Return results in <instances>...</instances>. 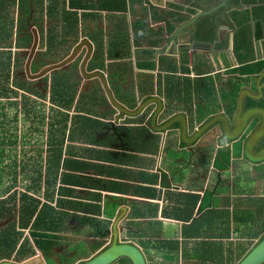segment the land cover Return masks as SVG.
I'll return each mask as SVG.
<instances>
[{"label":"crops","instance_id":"1","mask_svg":"<svg viewBox=\"0 0 264 264\" xmlns=\"http://www.w3.org/2000/svg\"><path fill=\"white\" fill-rule=\"evenodd\" d=\"M29 1L32 10L33 6L40 7V50L64 56L75 44L83 42L76 51L85 53L82 73L88 75L92 86L96 83L105 87L104 80L96 72L99 70L108 78L105 80L108 89L119 78L129 93L139 86L147 90L152 86V80L160 77L166 85L158 88L163 98L185 92L178 87L181 67L170 69L174 65L180 66V59L155 55L152 49L163 43L165 33L170 34L173 30L170 16L178 22L186 21L203 10L206 5L202 0H194L187 9L177 4L183 0H174L177 3L102 0L100 5L107 7L99 6L100 0ZM72 1L74 5H70ZM122 3L124 9L111 6L122 7ZM227 5L231 18L244 10L252 13L251 29H245L244 25L233 26L231 20L233 28L244 35V43L251 42L252 51L243 50L245 54L239 55L238 60H233L230 52L215 59L205 57V62L198 55L202 62L196 63L194 69L204 74L211 72L221 83L217 90L212 87L201 92L203 103L209 100L218 106L216 101L209 99L212 94L226 100L222 109L220 106L218 109L234 112L235 86L224 88L222 84L229 82L228 72L237 75V67L251 60L264 59V0H227ZM16 20H13L14 27H17ZM33 34L32 49H36L38 31ZM1 46L0 73L10 74L17 57L13 64L12 53L8 48L1 52ZM29 55L31 58L33 51ZM164 58L169 59L167 63ZM36 73L26 72L30 79L40 78V71ZM248 78L252 81L249 91L257 93L256 76L254 80L251 76ZM30 79L23 78V83L15 86L14 81L11 82L9 93L16 87L40 95V90L34 91L28 85V80L36 81ZM239 80H234L236 86ZM98 86L93 87L99 89ZM22 98L28 104L29 98L25 95ZM124 103L128 106L125 109L135 110L133 98ZM190 109L187 104L176 112L187 116ZM124 118L118 137V142L122 143L119 149L115 148L117 140L93 134L95 130L86 138L84 121L76 119L73 137L65 140L69 153L64 151L55 158L53 168L57 185L47 201L29 195L21 197L19 203L18 198L16 203L0 201V262L80 264L109 246L116 233L118 243H131L139 248L146 264H237L248 251L246 245L263 235L264 193L255 191L258 185L252 178L256 172V177L264 184L263 163L252 166L243 160L233 161L232 153L221 151L223 148L218 155V143L212 140L204 145L207 136L195 143L192 154L183 152L185 159L181 161L182 155H175L173 150L175 140L166 138L165 131H150L151 121L150 127L144 125L139 130L133 123L134 116L125 115ZM162 120V117L158 118L155 125L162 126ZM171 134L180 141V130ZM187 136L190 134L186 137L184 134L185 140ZM180 146L185 144L181 142ZM92 152L94 154H90ZM220 157L228 165L225 166ZM62 170L60 179L57 175ZM70 176H75L78 182L66 181ZM85 231H89L90 236ZM69 236L89 239L91 244L98 245L89 256L71 262L73 254L68 256L65 251L70 252L72 243L68 244L67 250L60 248ZM117 261L132 264L124 257Z\"/></svg>","mask_w":264,"mask_h":264},{"label":"flooded vegetation","instance_id":"2","mask_svg":"<svg viewBox=\"0 0 264 264\" xmlns=\"http://www.w3.org/2000/svg\"><path fill=\"white\" fill-rule=\"evenodd\" d=\"M28 18L29 17H27L26 19L28 20ZM20 20L22 21L23 18L20 17ZM15 22L18 25V19ZM22 22L24 23V21ZM33 27H36V25L32 26V29H34ZM153 29H157V27ZM34 31L35 30H33L31 34L29 33L30 36L33 38L32 44L35 42V36L33 34ZM234 31H236L235 34ZM238 31L239 30L237 28H233L230 23L223 22L221 20L220 22H200L193 25L191 31L187 32L188 37L183 38V41L186 39L190 43L188 46H184V52L179 55L180 57L178 55H170V57H177L180 59V66L174 65V68L170 69L176 70L177 68L181 67L180 73L182 74V76L180 77L181 82L178 83V87H182L185 92L181 94L174 93L171 96H167L165 98H163L162 95L158 92V88H160L161 86H166L163 83V80L160 79V77H158L156 81L152 80V86L147 88V90H145L142 86H139L136 87L133 93H129L128 90L124 88L125 85H122V82L119 81V78L112 82L109 89L107 87H99L96 83H94L93 86H98L99 89L93 87L92 83L88 78V75L82 73L86 60L85 53H78V51H76L77 47H79V44L84 45L81 41L75 44L71 48V50H69L64 56H61L59 53L56 56H53L50 53L48 54L46 49V52L40 50V62H35L37 59L35 52L37 50L32 49V46L30 51L31 53L33 51V55L31 58L30 55H28L26 58L25 67L23 70L25 75L23 76L25 79H30L26 74L27 70H29L31 74H35V66L40 63V78H34L30 80H40V118L42 119L43 125L47 124L48 126L49 124H52L53 126V132H49V130H47L46 132L42 131V135L45 133V139H47V141L44 142V145L52 147L54 149L53 156L57 157L61 155L62 153L61 149H59V141L60 139L66 140L68 138L73 137L74 128H76L77 126L76 119L79 118L84 121L87 133H85L86 135H84L86 136V138H89V133L91 134V132L95 130V132H92L93 134L103 135L108 140H117L118 145L114 146L115 148L119 149L122 146V143L118 142V137H120V132L126 119L124 118L125 114L124 112H122L123 109L121 108H127L128 106L124 103V101L130 100L131 98H133L136 103V107L134 110L136 115H134L133 123L136 126L135 128L139 130H141L144 125L149 126V121H151L153 115L156 114L159 110L160 106L157 102L159 100L162 102L163 107L172 105L179 108L181 106L189 104L190 107L194 109V111L200 112L201 109L204 108L203 106L206 104L203 103V100L201 98V92L206 89L211 90L212 87L214 90H217V88L221 87V83L220 80L214 74H211V72L204 74L194 69L196 63H198L199 61L202 62V60L198 58V55H200L201 58L203 57V61L205 62V57L215 59L218 55L222 54L223 51L230 52L229 49H231V53L234 56L232 58L233 60H236L240 55L236 53V50L243 51L242 49H240V47L236 46V44H243L244 42V36H242V34H239ZM30 36L28 35V38L20 37L18 38V42L27 43ZM218 39H221L223 41L219 42L217 41ZM18 42H15L14 45H18L19 48L20 44H18ZM38 44H40L39 35L37 45ZM171 51L172 50L170 48L169 53ZM243 52L242 54H244ZM165 56L169 55L165 54ZM167 60L169 59H166L164 62L167 63ZM15 61L16 58H13V64ZM251 61L252 62L249 63H256L254 60ZM169 66H171V64H169ZM241 67L242 66L237 67L238 71L236 68V71L238 73L237 75L236 73L231 74L228 72L227 76L229 82H225L222 84L224 88H226V86L229 87L232 84L235 86L233 100L234 104L236 105V109L238 93L242 89H239V86L241 85L236 86L237 80L236 82L234 80L238 78L243 81H249L248 76L253 77V80L255 79L254 76H256L257 80L259 74L262 72L260 71L258 74L246 72L242 73ZM153 69L156 68L153 67ZM96 72L102 74L105 80H108L107 76H105L102 72H100L99 70H97ZM99 77L101 76L99 75ZM9 79L10 81L13 80V78H10L9 72L0 73V96L9 97L8 95L10 93L8 91V87L12 86V84L8 85ZM262 79L260 82L264 86ZM256 80H254V85ZM243 86H246V84H244ZM251 94L257 95V93L255 92ZM208 97L211 101H216V103L218 104V106H220L221 109L226 103V100H220L218 96L214 97L211 94ZM250 99L254 101V105H248ZM8 104L13 105L15 103L6 102L5 104H1L0 115H5V112H2L3 106ZM244 104L245 109H248L250 107L264 108V89L263 96L259 99H252L245 95ZM220 108L218 110L221 111ZM24 109L25 112L28 114L27 104L25 100ZM223 112L228 114L234 113L235 111ZM258 121V118L254 119V121L250 124L240 141L244 140L247 133L252 131L258 125ZM98 125L102 128L98 129L96 127ZM61 126H67L68 131L63 132V135L61 134V136H59L60 132L55 133V130L60 131ZM55 127L56 129H54ZM152 130L154 129L150 127V131ZM174 131L175 130H168L164 132L166 133V138H172L174 140H177L178 138H173L174 135L171 134ZM51 139H53L52 145L48 144ZM236 145L237 144H235L232 152V157L234 159L233 161L237 160L239 162L240 160H243L252 166L260 164H251L244 156H242V154L236 155ZM263 146L264 136L254 147L255 151H258ZM45 153L47 154V151H45ZM8 173L9 171H6L5 174L2 175L4 179V187L6 188L4 190L6 191L2 194L0 190V201L6 200L7 202L11 203V201L15 202V200H17V196L14 197V194H16V192L13 193V182L11 180H8V178L11 179L10 177H12V172H10L11 176H9ZM2 176L0 175V182L2 180ZM22 192L24 194H20V192L17 191V194H20V198L28 197V192H24L23 190Z\"/></svg>","mask_w":264,"mask_h":264},{"label":"water","instance_id":"3","mask_svg":"<svg viewBox=\"0 0 264 264\" xmlns=\"http://www.w3.org/2000/svg\"><path fill=\"white\" fill-rule=\"evenodd\" d=\"M167 2H174V0H166ZM184 2H179L180 6H184L186 9L190 7L194 0H183ZM203 10L196 12L190 19L178 22L172 19L173 30H170V34L165 33L164 41L162 44H158L157 47L152 49L153 54L163 55L168 54L179 56L184 52V46H188L190 43L186 39L183 41L184 37H188L189 31H191L192 26L197 23L204 22H220L224 19H228V9L227 0H202ZM212 1V2H211ZM213 5V6H207ZM193 7V6H192ZM191 7V8H192ZM186 15V13H182ZM236 31H234V34ZM217 41L222 42L223 40L218 39ZM171 44H170V43ZM157 48V49H156ZM171 48V52L169 50ZM230 55L234 57L229 49ZM258 52V51H257ZM227 51H223L222 54L227 56ZM257 54V53H256ZM259 56V55H258ZM93 75V74H92ZM104 80L103 84L106 87V81L102 74H99ZM264 76V69L259 74L257 80L255 81V87L257 90V95L251 94L249 91L251 87V81L239 80V89H242L238 93L237 97V109L234 113H224L218 110L217 106L213 105L208 101L201 109V111L196 112L193 108L188 111V115L181 112H176L178 107L168 105L163 107L162 102L157 101L159 104V110L151 118V128L157 132L163 133V131L168 130H180V141L179 138L175 140L174 152L175 155H182L181 161L185 158L183 157V152L193 153V146L201 138L206 137L204 140V145L213 140L214 143H218L220 148L217 150L219 155L220 149L223 151L233 152V148L236 145L239 148L240 154L244 156L251 164L264 163V146L255 151V146L258 144L260 139L264 136V108L263 107H250L245 109L244 106V96H248L252 99H259L263 96V84H261V79ZM246 84V86H243ZM246 87V88H243ZM122 107V106H121ZM122 112L128 117H133L136 115L134 111H130L122 107ZM215 111L212 113V111ZM162 117V126L157 127L155 125L158 118ZM258 118V125L250 132L247 133L244 140L240 141L250 124ZM186 135L187 140L184 139ZM185 144L184 147L180 146V143ZM207 147V146H205ZM221 159V157H220ZM222 160V159H221ZM223 161V160H222ZM224 162V161H223ZM224 165L226 162H224ZM228 167V166H227ZM128 258L132 264H146L145 258L142 252L131 243H118L117 234L114 233V238L112 243L102 249L100 252L93 255L91 258L82 261L80 264H113L120 258ZM0 264H18L12 261H1ZM237 264H264V234L257 240V242L242 256V258L237 262Z\"/></svg>","mask_w":264,"mask_h":264},{"label":"rangeland","instance_id":"4","mask_svg":"<svg viewBox=\"0 0 264 264\" xmlns=\"http://www.w3.org/2000/svg\"><path fill=\"white\" fill-rule=\"evenodd\" d=\"M9 11V17L18 19L19 22L17 27H14L11 36L3 42V44L8 45H2L4 46L2 47V50H6L3 48H10L8 50L12 53L13 58L17 57L15 67L11 68L10 72V78H13V80L10 81L9 79L8 82V85H10V83L14 81L15 86L16 84L23 83V75H25L23 72L25 61L27 56L30 54V48L32 47L33 38L30 36V34L33 30H36L38 31V35L40 37V22L42 18H40V7L33 6L32 10L31 1L29 0H26L24 3H22L20 7L18 5H15L14 8L10 7ZM20 17L23 18L22 21H24L25 25L20 20ZM27 17H29L28 20L26 19ZM35 25L36 27H33L34 29H32V26ZM28 35L30 36V38L27 43H21V45H19V48L18 45H14L15 42L19 41L18 38H28ZM18 44L20 43L18 42ZM36 50L37 51L35 53L37 59L35 62H40V44L36 46ZM49 53L53 56L57 55V53L54 51ZM34 71H40V63L35 66ZM27 83L28 85L33 87L31 89H34V91L40 90V80H28ZM23 95L29 98L27 104V108L29 109L28 114L24 109V100L21 97ZM8 96L9 97L0 96V105L5 104L6 102L15 103L13 105H4L2 112H5V115H0V175H4L6 171H9V176L12 175V177H10L11 179L8 178V180H11L13 182V193L16 192V194H14V197L17 196L18 203L20 202V194H24L22 190L24 192H28V195L32 198H38L39 200V198L41 197V200L43 199L47 201L48 197H50V192L57 185V180L56 183L54 181L55 168H53V164H56V157L53 156L54 149L52 147L44 145V142L47 141V139H45V133L42 135V131L46 132L47 130H49V132H53V126L52 124H49L47 126V124L43 125L42 123V119L40 118V95L28 93L14 87V90H12V92ZM32 107H34V109H32ZM54 129H56V127ZM60 129V131L55 130V133H63L68 131L67 126H61ZM169 141L170 143L172 142L171 140ZM80 142L81 141L79 140L78 143ZM65 143V140L59 141V145H61V147L59 148L61 149V153L64 151L68 152V148L65 147ZM48 144L52 145L53 139H51ZM77 147L80 146L77 145ZM45 151H47V154L45 153ZM239 153V148H237L236 155ZM90 154L94 153L92 152ZM10 172H12L11 175ZM63 173V170L61 172L59 171V174L57 176L61 179ZM257 174L258 173L255 172L254 175H252V178H254V182H257L258 185L255 191L261 194L264 193V184L259 177H256ZM3 181L4 179L2 176V180L0 182V190L2 194L6 191L4 190L6 188L4 187ZM17 191L20 192V194H17ZM16 202L17 200L14 203ZM90 232L85 231V234L87 236H90V234L92 233ZM68 233L71 235L73 234L71 232ZM65 240H67V242L62 243L60 245V248L61 251H63L67 246H69V243H72V246H70V252L67 249V251H65L68 256H70V253L73 254L70 257L71 262L78 258H85L89 256L98 245L91 244L89 239L85 241L79 239L76 236H69ZM256 242L246 245V248L249 250ZM114 264H127V262L117 261Z\"/></svg>","mask_w":264,"mask_h":264},{"label":"trees","instance_id":"5","mask_svg":"<svg viewBox=\"0 0 264 264\" xmlns=\"http://www.w3.org/2000/svg\"><path fill=\"white\" fill-rule=\"evenodd\" d=\"M25 1L26 0H0V45H8V44H3V42L11 36V34L13 33L14 25H15V23L13 21L14 20L13 17H11V18L9 17V15H10L9 8L10 7L14 8L15 5L16 6L18 5L20 7V5L22 3H24ZM101 2H102V0H100L99 6H102V7L108 6V5H102V4L100 5ZM70 5H74L73 1L70 2ZM117 5L118 4H113L111 6L115 9H124L125 8L123 3L121 4L122 7H117ZM251 14L252 13L250 11L244 10L243 13H241V14H234L233 18H231V14H229L228 19H226L224 21L227 23H230V24L233 21V23H232L233 26L244 25L245 29L246 28L251 29V27H250L251 24L249 22ZM256 15H257V13L253 14V17H255ZM204 23H207V22H204ZM255 28H256V24H255ZM250 45H251V42H247V43L243 42V44L242 43L236 44V46L240 47V49H242L244 51L247 50L249 53L252 51L250 49ZM1 47H4V46H1ZM1 52H4V50H2ZM242 52L243 51H241V50H236V53H238L240 55L242 54ZM243 53L245 54V52H243ZM4 54H6V53H4ZM263 69H264V59L259 60L256 63L245 64L244 66L241 67L242 72L252 73V74H258ZM262 81L264 83V77H263ZM248 105H254V101H252L250 99ZM66 181H71V182H76V183L78 182V180L76 179L75 176H70ZM96 196L99 197V194H96Z\"/></svg>","mask_w":264,"mask_h":264}]
</instances>
